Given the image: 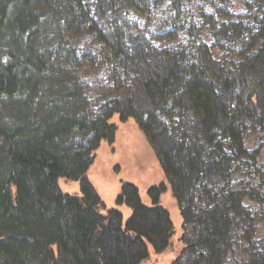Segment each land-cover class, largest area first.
Masks as SVG:
<instances>
[{
	"label": "trees",
	"instance_id": "obj_1",
	"mask_svg": "<svg viewBox=\"0 0 264 264\" xmlns=\"http://www.w3.org/2000/svg\"><path fill=\"white\" fill-rule=\"evenodd\" d=\"M134 2L0 0V264H140L150 245L169 249L164 182L149 188L151 205L124 183L117 203L131 208L127 219L118 208L102 212L88 173L101 143L116 136L115 117L135 119L154 148L197 235L182 236L184 250L200 255L192 264H224L243 227L237 218L249 216L245 191L220 186L251 159L248 131L264 135V0L249 3L257 24L219 31L235 47L226 63L204 44L200 54L173 51L132 34L122 11ZM246 30L251 38L237 48ZM86 33L102 40L116 82L95 111L66 68L75 57L68 35ZM61 177L79 181L82 196L63 192ZM252 257L240 264H264V253Z\"/></svg>",
	"mask_w": 264,
	"mask_h": 264
},
{
	"label": "rangeland",
	"instance_id": "obj_2",
	"mask_svg": "<svg viewBox=\"0 0 264 264\" xmlns=\"http://www.w3.org/2000/svg\"><path fill=\"white\" fill-rule=\"evenodd\" d=\"M249 3L254 6L256 0H135L134 4L123 8L122 18L130 26L132 34L145 35L159 49L180 51L186 48L188 53L191 49L199 52L200 45L204 44L215 59L226 63L235 56V47L228 41H222L219 31L223 30L224 24H257L254 17L257 7L250 8ZM249 30L239 37L242 40L237 48L249 42L252 35ZM67 38V50L75 57L72 60L74 65L66 68L75 73L79 90L82 89L85 97L84 108L88 111L99 110L116 92L111 65L104 59V44L89 33L69 34ZM114 122L118 130L113 142L101 143L88 173L91 183L106 204L107 209L102 212L106 214L108 210L118 208L127 219L132 214L131 208L117 203L122 185L127 182L135 184L144 204L151 205L149 188L164 182L168 188L161 197V203L171 215L175 234L169 249L163 252L150 245L148 259L140 264H192L200 255H192L184 250L186 246L182 236L186 233L195 241L197 235L192 225L183 223L180 206L154 148L135 119L122 122L115 117ZM245 140L252 154L251 159L240 165L241 169L235 173L232 185L222 183L220 187L244 190L246 196L242 203L250 214L237 218L238 223L243 221V227L240 225L242 228H237L236 225L224 264L249 262L253 254L264 253V135L249 130ZM59 185L65 193L82 196L79 181L61 177ZM204 253L207 257L208 251Z\"/></svg>",
	"mask_w": 264,
	"mask_h": 264
}]
</instances>
